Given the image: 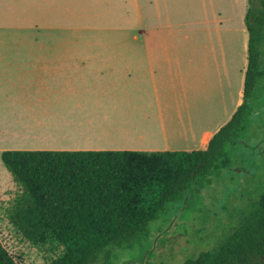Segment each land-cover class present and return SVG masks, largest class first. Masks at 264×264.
<instances>
[{"label": "crops", "instance_id": "obj_1", "mask_svg": "<svg viewBox=\"0 0 264 264\" xmlns=\"http://www.w3.org/2000/svg\"><path fill=\"white\" fill-rule=\"evenodd\" d=\"M242 4L235 28L220 18V46L202 28L199 41H188L196 29L147 23L130 43L116 41L115 54L1 56L0 155L205 150L242 103L247 0ZM11 89L20 92L13 106Z\"/></svg>", "mask_w": 264, "mask_h": 264}, {"label": "trees", "instance_id": "obj_2", "mask_svg": "<svg viewBox=\"0 0 264 264\" xmlns=\"http://www.w3.org/2000/svg\"><path fill=\"white\" fill-rule=\"evenodd\" d=\"M242 103L198 151H25L0 155L19 193L9 223L48 264H109L148 242L150 224L231 171L236 147L264 95V0H247ZM258 92V93H257ZM260 94V95H259ZM150 253V250L145 251ZM0 264H17L0 242ZM180 264H264V193L213 250Z\"/></svg>", "mask_w": 264, "mask_h": 264}, {"label": "rangeland", "instance_id": "obj_3", "mask_svg": "<svg viewBox=\"0 0 264 264\" xmlns=\"http://www.w3.org/2000/svg\"><path fill=\"white\" fill-rule=\"evenodd\" d=\"M242 1L0 0V57L115 54L116 41L130 43L136 30L147 23H179L196 29L189 33L188 41L194 37L199 41L197 35L202 28L203 38L220 46V18H231L227 29L238 26ZM162 6L167 8L165 14L159 11ZM148 10L154 14L152 18H147ZM234 63L238 65L235 60ZM258 91L264 95L263 90ZM18 95V89H11L12 106L17 105L13 100ZM262 102L260 98L256 115L241 135L243 146L231 153V171L212 177L210 184L190 197L185 207L179 202L168 205L166 212L150 224L148 242L117 253L109 264H180L218 246L264 193ZM18 193L0 158V242L17 264H48L58 252L38 250L9 223L7 210ZM147 250L150 253L145 254Z\"/></svg>", "mask_w": 264, "mask_h": 264}, {"label": "bare ground", "instance_id": "obj_4", "mask_svg": "<svg viewBox=\"0 0 264 264\" xmlns=\"http://www.w3.org/2000/svg\"><path fill=\"white\" fill-rule=\"evenodd\" d=\"M136 114H137V113H136ZM136 114H135V115H136ZM143 114H144V113H143ZM143 114H142V115H143ZM138 115H139V114H138ZM132 116H133V115H132ZM144 116H145V115H144ZM122 117H123V115H122ZM126 117H127V116H126ZM15 118H16V117H15ZM123 118H124V117H123ZM146 118H147V117H146ZM150 118H151V117H150ZM145 120H146V119H145ZM16 121H17V120H16ZM118 122H119V121H118Z\"/></svg>", "mask_w": 264, "mask_h": 264}]
</instances>
